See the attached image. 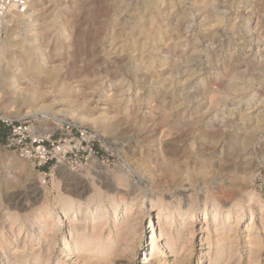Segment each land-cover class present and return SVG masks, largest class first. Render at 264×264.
<instances>
[{"label": "rangeland", "instance_id": "obj_1", "mask_svg": "<svg viewBox=\"0 0 264 264\" xmlns=\"http://www.w3.org/2000/svg\"><path fill=\"white\" fill-rule=\"evenodd\" d=\"M141 1L27 0L29 4L32 3V7L25 9V12L31 17L25 18L26 21L20 25L10 22L5 31H2L1 39L8 37L13 46L11 55H7V60L11 59V65H23L24 60L19 61L21 55L17 46L24 44L25 38H35L40 44L41 58H45L44 69L60 64L67 71L74 72L75 76L80 74L84 77V82L80 86L81 90L74 94L73 116L67 115L70 111L67 107H59L63 110L56 108L48 111V114L63 120L61 123L45 120L40 115L25 116L24 113L28 109L17 101L11 100L4 106L2 94L0 111H8L14 115L10 118L15 120L27 117L37 119L45 130L47 124L54 123V128H57V125L64 122L87 130L95 138L98 155L97 159L92 158L81 166L62 164L43 179L27 161L0 146V230L8 231L9 226L5 225L11 215L23 222L28 229V223L37 210L43 206L56 208V198L59 193H63L66 184L78 183L92 190L100 189L102 192H106L110 186L124 189L127 184L136 189L137 193L148 190V174L134 170L136 161L141 157L153 165V144L159 145L168 157L171 154L176 156V160L180 159L178 162L181 163L189 150L193 155L202 150L205 152L209 146L206 138L210 134H224V148L234 140H241L247 125L240 124L244 121L250 124L254 121L250 120L253 117L261 118V127L246 150L237 152L234 159L242 164L240 169L246 164L251 167V174H246L242 180L247 183L245 193H256L264 202V0H200V3H194L193 0H170L174 7L169 15H173H168L163 22L165 38L162 43H158L163 46L157 47L159 51L153 66L155 69L149 76L145 68L138 66L139 48H133V54L132 49L126 50V44L135 41L134 38L131 39L133 36L130 34V28L135 23ZM165 8L163 4L161 9L167 11ZM213 14H219L222 18L220 26H214ZM56 38L62 45L60 61L54 60ZM114 44L116 45L113 49ZM119 46L125 48L120 54L117 50L124 48ZM7 60L3 61V65H7ZM162 63L167 67L166 72L159 67ZM165 76L172 77L166 91L162 88L165 85L156 82H162ZM86 80H89L88 85H91L89 89L86 87ZM228 83L235 86L234 90L227 89ZM163 113L178 121L183 122L185 119L184 121L190 122V126L193 125L195 129H163L150 122L158 119V115ZM81 115L107 124L118 123L117 129L113 132L102 131L100 125L91 123V120L82 125L78 122ZM101 115L104 117H100ZM198 117L202 119L200 122L196 121ZM0 128L2 130L1 123ZM152 130L154 137L151 138L150 144L139 138L140 133ZM4 132L2 136L6 134V131ZM224 148H216L208 154L211 156L210 162H214L213 166L217 167L222 163ZM170 157L174 159L173 156ZM92 160L97 161L95 165H92ZM29 183L38 187V197L41 198L25 203L23 209L12 206V197L19 199L25 196V185ZM117 197L120 198L118 194ZM103 199V202L107 203L106 199ZM142 199L144 206H147L149 198L143 195L136 204L143 203ZM11 207H15V210ZM245 215L241 226L249 222L248 212ZM147 221L145 215L144 226H147ZM63 229L61 227L57 234L58 245ZM196 231L198 233L197 225ZM149 237L150 234L141 238L134 255L131 254L128 259L123 258L121 264H142L149 255V249L146 247ZM7 238L12 240L11 236ZM239 240L236 247L243 253L246 246L242 238ZM197 241L196 239L195 242ZM193 250L192 264L196 262L198 246L195 245Z\"/></svg>", "mask_w": 264, "mask_h": 264}, {"label": "bare ground", "instance_id": "obj_2", "mask_svg": "<svg viewBox=\"0 0 264 264\" xmlns=\"http://www.w3.org/2000/svg\"><path fill=\"white\" fill-rule=\"evenodd\" d=\"M193 1L200 3V0ZM27 4L26 9L32 7V3L27 2ZM163 4L168 12L161 9ZM139 7V13L135 14V23L130 28L132 30L130 34L133 36L131 39L134 38L135 41L128 42L126 50L132 49L133 54L135 51L133 48H139L138 66L145 68L149 76V73L152 74L155 69L153 66L157 61L156 55L159 51L157 47L163 46L158 44L162 43L165 38L166 31L163 22L174 6L170 0H142ZM10 8L11 12L0 18V36L10 22L20 25L26 21L25 18L31 17L25 12L26 10L22 11L16 5ZM212 22L214 26H220L222 18L219 14H213ZM113 39L110 40L113 41ZM23 40L24 44L16 45L21 55L19 61L24 60L23 65L16 63L11 65V59L7 60V57L13 51L12 43L8 41V37L4 36L3 39L0 37V94L3 95L4 106L11 100L17 101L28 109L24 113L25 116L40 115L45 120L61 123L63 120L48 114V111L67 107L70 109L67 115L73 116L74 94L81 90L80 86L83 85L84 77L80 74L75 76L74 72L67 71L60 64L44 69L45 58H41L40 44L35 41V38L29 37ZM54 40H56L54 60L60 61L62 60L60 55L62 45L57 38ZM115 45L112 48H115ZM122 51H125V48L117 50L119 54ZM37 53L41 54L38 56ZM4 60H7V65H3ZM159 67L166 72L167 67L164 63ZM166 76L162 82L156 81L159 85H165L162 87L165 91L166 86L172 82V77ZM88 84L89 80H86V87L89 89L91 85ZM228 84L227 89L234 90L235 86ZM13 116L8 111H0V118H13ZM158 116V119L150 122L163 129L169 128L177 131L180 127L195 129L192 124V127L190 126V122L184 121L185 119L183 122L179 117L177 118L180 121L171 119L165 113ZM258 119L259 117H253L250 120L254 121L250 124H246L245 121L241 123L240 126L247 125L243 131V138L241 136V140H234L230 145L227 144L226 148L223 145L226 140L224 134L208 135L206 140L209 146L207 150H204L206 153L202 150L193 155V152L189 150L181 163L178 162L180 159L176 160V156L170 155L174 159L168 157V154L161 151L159 145L153 144L152 148L155 149L153 165L143 157L138 158L139 160L135 163L134 171L137 170L144 175L148 174L150 177L149 189L142 190L140 193L129 187V184L124 189H120L111 187L109 183L110 187L106 192L96 188L92 190L78 183L64 185L63 193H59L56 198V208L43 206L35 210L33 219L28 223V229L14 216L6 218L8 223L5 226H9V229L8 231L0 230V264H118V262L121 264L123 258L134 255L139 240L148 234L150 237L146 247L149 249V255L142 264H192L195 245L198 246L199 253L193 264H264V202L256 193H245L247 183L242 180L243 176L251 172V167L246 164L240 169L242 164L234 159L237 152L245 151L253 141L258 128L261 127V118ZM88 120H91L93 124H99L105 132H113L117 129L118 123L107 124L90 116L81 115L78 122L82 124ZM201 120L198 117L196 121ZM53 125L54 123L47 124L46 131L52 132ZM153 130L140 133L139 138L150 144L151 138L154 137ZM216 148L225 150L223 160L221 157L222 163L217 164V167L213 166L214 162L212 164L211 156H208ZM96 162L92 160V165ZM128 169L133 172L130 168ZM25 190V196L19 199L12 197L10 200L12 206L23 209L26 206L25 203L31 200L34 202L35 199L38 201L41 198L38 197L36 185L26 184ZM142 195L149 198L147 206H144V199H142L143 203L136 204ZM103 198L107 203L103 202ZM15 207L11 208L15 210ZM246 211L249 222L241 226ZM145 215L148 220L147 226H144ZM61 227L64 229L58 245L57 234L61 231ZM242 235L245 236L242 237ZM7 236H11L12 240ZM240 238L246 246L243 248V253L236 247ZM196 239L197 242H195Z\"/></svg>", "mask_w": 264, "mask_h": 264}, {"label": "built area", "instance_id": "obj_3", "mask_svg": "<svg viewBox=\"0 0 264 264\" xmlns=\"http://www.w3.org/2000/svg\"><path fill=\"white\" fill-rule=\"evenodd\" d=\"M12 5L23 11L27 0H0V18L11 12ZM0 123L6 131L0 146L27 161L43 179L62 164L81 166L97 159L94 136L69 122L57 125L51 133L32 117L0 119Z\"/></svg>", "mask_w": 264, "mask_h": 264}, {"label": "trees", "instance_id": "obj_4", "mask_svg": "<svg viewBox=\"0 0 264 264\" xmlns=\"http://www.w3.org/2000/svg\"><path fill=\"white\" fill-rule=\"evenodd\" d=\"M0 129H1V128H0ZM4 131H5V130H4L3 128H2V130H0V140H2L3 137H4V136H2V135H3L2 133H3ZM4 133H5V132H4Z\"/></svg>", "mask_w": 264, "mask_h": 264}]
</instances>
